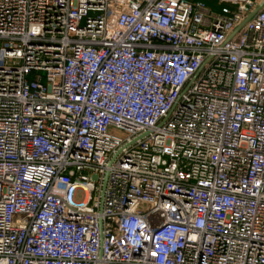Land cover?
I'll return each instance as SVG.
<instances>
[{"label": "built area", "instance_id": "built-area-1", "mask_svg": "<svg viewBox=\"0 0 264 264\" xmlns=\"http://www.w3.org/2000/svg\"><path fill=\"white\" fill-rule=\"evenodd\" d=\"M206 1L0 0V264H264L263 0Z\"/></svg>", "mask_w": 264, "mask_h": 264}, {"label": "water", "instance_id": "water-1", "mask_svg": "<svg viewBox=\"0 0 264 264\" xmlns=\"http://www.w3.org/2000/svg\"><path fill=\"white\" fill-rule=\"evenodd\" d=\"M264 5V0L262 1V3L241 23V25L239 26L238 29H240L251 17L254 13H256L258 10H260ZM237 29V30H238ZM105 180H106V177H105ZM104 180V182H105Z\"/></svg>", "mask_w": 264, "mask_h": 264}, {"label": "rangeland", "instance_id": "rangeland-1", "mask_svg": "<svg viewBox=\"0 0 264 264\" xmlns=\"http://www.w3.org/2000/svg\"><path fill=\"white\" fill-rule=\"evenodd\" d=\"M206 4L214 12H218L219 11V7L217 6L216 0H208V1H206Z\"/></svg>", "mask_w": 264, "mask_h": 264}]
</instances>
